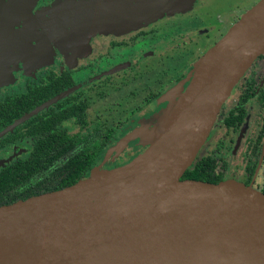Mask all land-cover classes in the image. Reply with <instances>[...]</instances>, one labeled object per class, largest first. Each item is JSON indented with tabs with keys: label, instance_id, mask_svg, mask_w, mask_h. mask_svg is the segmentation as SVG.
<instances>
[{
	"label": "flooded vegetation",
	"instance_id": "af4514ba",
	"mask_svg": "<svg viewBox=\"0 0 264 264\" xmlns=\"http://www.w3.org/2000/svg\"><path fill=\"white\" fill-rule=\"evenodd\" d=\"M8 1L0 0V8ZM238 4V0H35L18 18L0 12V206L56 188L64 181L65 171H73L66 169L70 156L93 153L77 180L87 177L94 167L109 169L115 158L123 156L127 162L135 156L140 146L127 152L131 143L127 141L100 161L106 149L129 131V124L149 118L161 107L166 99L160 97L166 90L181 80V88L185 87V75L160 90V83L153 79L170 78L188 68L190 45L193 40L202 42L208 33L203 12L206 18L211 12V20L218 21ZM260 60L264 61V52L252 64ZM249 70L250 66L245 72ZM245 72L210 128L219 121L229 134L227 143L216 139L219 144L209 155L222 169V179L259 184L260 191L264 185V72L258 79L254 71L244 76ZM97 76L109 80L108 85L114 86L109 97L117 95L124 105L118 107V116L124 114L121 108L127 103L140 101L142 105L116 131L107 128L96 137L89 130L77 136L86 127L90 111L96 109ZM81 102L85 105L83 124L76 112L68 114L70 107ZM24 115L23 121L5 130ZM64 135L70 145L66 151ZM38 144L42 158L31 163L28 160ZM221 146L228 147L227 157L221 154ZM231 159L235 164H230ZM229 168L232 172L227 176Z\"/></svg>",
	"mask_w": 264,
	"mask_h": 264
},
{
	"label": "water",
	"instance_id": "95a60500",
	"mask_svg": "<svg viewBox=\"0 0 264 264\" xmlns=\"http://www.w3.org/2000/svg\"><path fill=\"white\" fill-rule=\"evenodd\" d=\"M34 2L9 0L0 12L18 18ZM263 52L264 0H257L196 62L184 88L181 80L161 95L174 98L153 119L143 151L0 206V264H264V194L230 178L181 179ZM133 136L124 134L114 150Z\"/></svg>",
	"mask_w": 264,
	"mask_h": 264
},
{
	"label": "rangeland",
	"instance_id": "374dc122",
	"mask_svg": "<svg viewBox=\"0 0 264 264\" xmlns=\"http://www.w3.org/2000/svg\"><path fill=\"white\" fill-rule=\"evenodd\" d=\"M239 4L236 6V10L233 11L232 13H226L224 14L223 18H219L218 21H213L211 20V15L209 13L211 12H207L208 18H206V13L203 12V27L206 28V30L208 31V33L206 34L205 37L202 38V42H197L196 40H193V44L190 45V47L193 49L192 51V56L189 59L190 63L188 68L185 66L184 70H180L178 72H174L173 74L170 75V78H166V79H160L159 77L153 79L154 82H158L160 83V87L158 88L159 90L162 89L163 85L171 82L170 80H173V78L179 77L181 75H185L184 77H186V79H189L192 70L196 64V62L202 57V55L207 51V49H209V47H211L224 33L225 31L242 15V13L247 10L250 6H252L257 0H238ZM180 6L184 7L185 4L180 3ZM143 16H146V13H143ZM154 16V15H153ZM252 64V63H251ZM249 68V67H248ZM247 70V69H246ZM249 71H254L253 75L255 76L256 79H258L261 75L262 72H264V61L260 60L255 64H252V66L250 65V70ZM249 71L245 72V75L249 74ZM164 72V71H163ZM167 75V73H164ZM95 81L94 84V88H95V100L97 101L95 105L96 109L94 111H90V113L88 114L87 117V125L84 129H86L85 131L83 130H79V132H76L75 135L77 136H84L85 133H88L89 130H91L94 134L96 135V137H99L102 133V131H104L107 128L112 129L113 131H116L118 128L120 127H124V122H125V118L130 116L132 113L138 111L140 109V106L142 105L140 103V101H138L136 104H125V108H121V110L124 111L123 115L118 116V107H121L122 103L120 101H118V97L116 95V97H109V93L114 92V86L113 85H108L109 84V80L106 78H101V79H97ZM122 80H124V77H121V81L120 83H124ZM110 83H115L113 80ZM119 83V82H118ZM149 83H151V79L149 80ZM109 86V87H108ZM152 87V86H151ZM151 87H147L148 89H156V88H151ZM92 90L93 88L90 86L88 88V90ZM181 89V88H180ZM178 89V90H180ZM131 95H133L135 92H130ZM232 97V93L229 94V96L226 98V102L229 101V99ZM174 98V95L167 98L162 104L161 107L158 108L155 112H153L151 115H149L148 117H145L143 119H139V121H136L135 124L134 122L132 124H129V133L132 132L135 134V137L133 136V138H130L128 141H131L130 145L127 146V152H131L133 149L132 147H134V145H139L140 149L137 152V154H139L141 151H143V149L145 148L144 145V138L148 135V133L150 132V129L152 127V123L155 122V120H153L155 117H157L158 115H161L162 112H165L169 105H170V101L171 99ZM224 101V102H225ZM100 105V108H97V106ZM124 106V105H122ZM113 115V116H111ZM157 119V118H156ZM215 121V119H214ZM213 126V125H212ZM123 130H126L123 128ZM126 132V133H128ZM210 135L209 137L206 136V138L204 139V141L201 144V148L197 151L196 154V158H200L201 156H205V155H209V154H214L211 149L213 146H216L219 144V141L215 143L216 139H223L224 140V144L226 145L227 141L226 138L228 137V133L227 132H223V129L220 127V123L218 121H216V124H214V128H212V130H209ZM136 141H135V140ZM118 142V140L116 141V143ZM116 143L110 148L108 147L105 151V153L103 154V156L101 157L102 159L100 160L101 162L104 161V159L107 157V155L114 150V147L116 145ZM221 154H223L225 157L228 156V147L226 148V150L223 149V146H221ZM136 154V155H137ZM116 157V155H115ZM134 157V156H133ZM132 157V158H133ZM131 158V159H132ZM127 159H125L123 156H120L119 158H115L114 161H112V163L110 164V168L112 167H116L118 165L123 164L124 162H126ZM195 160V158H194ZM193 160V161H194ZM234 159H231L230 164L233 165L234 163ZM232 172V169L229 168L226 171V175L228 176L230 173ZM229 179V178H227ZM233 179V178H230ZM248 187H251L255 190L259 189V184H254V185H246Z\"/></svg>",
	"mask_w": 264,
	"mask_h": 264
},
{
	"label": "trees",
	"instance_id": "16d2710c",
	"mask_svg": "<svg viewBox=\"0 0 264 264\" xmlns=\"http://www.w3.org/2000/svg\"><path fill=\"white\" fill-rule=\"evenodd\" d=\"M84 107L85 105L82 102L79 103L78 105H74L73 107H70L68 114L72 115L73 112L74 113L76 112L75 114L77 115V121L80 124H83L84 118H83L82 111ZM64 136H63V149L66 151L70 145L68 141L66 140V136L65 137ZM39 141H40V138H38V143ZM39 145L40 144H38L34 148L33 154L28 160V161H31V163L32 162L39 163V160L42 158L39 153V149H40ZM47 154L50 155V151H47ZM92 154H93L92 152H88V153L85 152L83 155H80L78 157L70 156L66 160L65 164L67 163L66 169L70 168L73 171H65L66 173H65L64 181L60 183L59 185H57L56 188L49 187L47 191L61 188V187L70 185L73 182H75L78 179V177L83 173V171L88 168L89 162L91 161ZM185 178L215 183L219 181L220 179L224 178V173L222 169H219L217 167V162L214 159V157L210 155H206V156H203V159L201 157L195 158L192 164L184 170L183 174L181 175V179H185ZM260 191L261 193L264 194V185ZM30 194H33V193H30ZM20 199H23V197H20Z\"/></svg>",
	"mask_w": 264,
	"mask_h": 264
}]
</instances>
